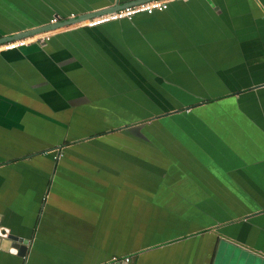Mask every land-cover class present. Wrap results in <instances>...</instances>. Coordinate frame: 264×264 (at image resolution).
<instances>
[{
    "label": "crops",
    "instance_id": "1",
    "mask_svg": "<svg viewBox=\"0 0 264 264\" xmlns=\"http://www.w3.org/2000/svg\"><path fill=\"white\" fill-rule=\"evenodd\" d=\"M134 1L0 0V38ZM52 30L0 51V264H264V0Z\"/></svg>",
    "mask_w": 264,
    "mask_h": 264
},
{
    "label": "built area",
    "instance_id": "2",
    "mask_svg": "<svg viewBox=\"0 0 264 264\" xmlns=\"http://www.w3.org/2000/svg\"><path fill=\"white\" fill-rule=\"evenodd\" d=\"M169 1L170 0H148V1L140 2V3L128 5V6H125L120 9L113 10L110 12H105V13H102L100 15H96L90 18H86V19L74 22L70 25L79 24V25L86 26V27H92V26L104 24L106 22L113 21V20L131 19L136 14H141V13L152 14L156 10L161 11V10L166 9ZM58 21H60V18L58 16H54L51 20V23H57ZM52 31L53 30L50 29L47 31L35 33L30 36H25V37H20V38L9 40V41L0 42V51L15 49V48H18L20 46H23L29 43L44 44L51 37ZM116 261H120L121 263H127L129 261V257H124V258L114 257L111 263L116 262Z\"/></svg>",
    "mask_w": 264,
    "mask_h": 264
},
{
    "label": "water",
    "instance_id": "3",
    "mask_svg": "<svg viewBox=\"0 0 264 264\" xmlns=\"http://www.w3.org/2000/svg\"><path fill=\"white\" fill-rule=\"evenodd\" d=\"M144 1H148V0H137V1L131 2L129 4H116L114 6H111V7L102 9V10H97V11L87 12V13H84L81 15H76L73 18L61 20V21H58L57 23H50L47 25L31 28L30 30L21 31L19 33L8 36L5 39L0 38V42L13 40V39H17L20 37L30 36V35H33L35 33H39V32H43V31L53 29V28H57L59 26L69 25V24H72L74 22L86 19V18H90V17L100 15V14L105 13V12H110V11L120 9V8L128 6V5H132V4H136V3H140V2H144ZM3 236L8 241L7 249L9 250L10 253L16 254L17 256H21V257H24L27 254L28 246H29V239L24 238L22 236L15 235L13 233H8V234H5ZM127 263H121L120 261H116V262H113L111 264H127ZM107 264H110V263H107Z\"/></svg>",
    "mask_w": 264,
    "mask_h": 264
},
{
    "label": "flooded vegetation",
    "instance_id": "4",
    "mask_svg": "<svg viewBox=\"0 0 264 264\" xmlns=\"http://www.w3.org/2000/svg\"><path fill=\"white\" fill-rule=\"evenodd\" d=\"M73 17H75V16H73ZM73 17H72V18H73Z\"/></svg>",
    "mask_w": 264,
    "mask_h": 264
}]
</instances>
